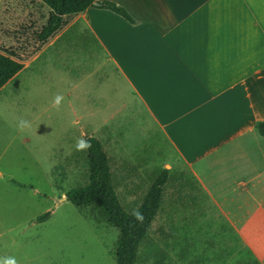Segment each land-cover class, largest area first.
Here are the masks:
<instances>
[{"label":"crops","instance_id":"crops-1","mask_svg":"<svg viewBox=\"0 0 264 264\" xmlns=\"http://www.w3.org/2000/svg\"><path fill=\"white\" fill-rule=\"evenodd\" d=\"M96 1L115 2L134 24L90 7L64 17L70 23L48 39L68 47L72 40L61 36L70 29L76 41L84 31L90 36L93 64L76 89L85 80L93 86L90 101L77 99V136L85 130L103 149L105 143L111 175L110 152L133 169L139 151L156 142L162 152L156 164L169 181L174 169L186 170L264 264V0ZM63 53L77 68L86 60L81 50ZM35 60L22 63L12 80ZM76 139L66 138L65 149ZM127 168L123 174H135ZM131 179L126 185L134 188Z\"/></svg>","mask_w":264,"mask_h":264},{"label":"rangeland","instance_id":"rangeland-1","mask_svg":"<svg viewBox=\"0 0 264 264\" xmlns=\"http://www.w3.org/2000/svg\"><path fill=\"white\" fill-rule=\"evenodd\" d=\"M48 10L40 0H0V51L11 53L23 64L36 59L30 70L0 90V264L10 260L15 264H115L118 230L95 209L78 208L65 197L68 190L87 183L83 142L89 134L84 130L82 138L77 136L74 112L80 113L75 107L78 98L91 99L92 80L76 89L81 72L89 73L93 64L87 44L90 36L84 31L82 36L88 40L76 41L70 29L61 36L72 40L68 47L59 39L54 44L40 43L38 33ZM69 23L66 18L63 26ZM65 47L82 51L86 59L82 66L76 67L72 55L65 56ZM58 96L62 99L55 107ZM105 113L101 110L98 116L103 120ZM21 120L29 124L23 131L18 128ZM70 137L77 139L65 149L64 140ZM157 148L153 142L139 151L133 169L127 168L129 159L109 154L116 194L127 213L139 206L161 171L156 160L162 152ZM124 168L135 174H123ZM128 178L134 180V188L126 185ZM12 181L32 189L19 188ZM130 194L134 200H128ZM46 212L50 217L36 223ZM253 261L186 170L174 169L135 264Z\"/></svg>","mask_w":264,"mask_h":264},{"label":"trees","instance_id":"trees-1","mask_svg":"<svg viewBox=\"0 0 264 264\" xmlns=\"http://www.w3.org/2000/svg\"><path fill=\"white\" fill-rule=\"evenodd\" d=\"M48 6L49 14L45 25L38 33L40 43H45L53 37L64 25V17L77 15L90 7L108 10L130 24H134L128 12L112 1L96 0H40ZM23 64L11 53L0 51V90L10 82L21 70ZM259 133L264 137V124L259 127ZM83 146L86 150L87 183L84 186L72 188L65 193L66 201L78 208L91 207L95 209L102 220L116 228L119 232L115 245V264H135L140 244L160 209L164 186L169 181L168 170H162L153 181L141 204L131 213H127L116 194L107 155L98 139L85 137ZM19 188H30L15 181ZM143 216L140 221L134 213ZM50 217L46 212L35 219L42 223ZM253 264H259L255 259Z\"/></svg>","mask_w":264,"mask_h":264},{"label":"clouds","instance_id":"clouds-1","mask_svg":"<svg viewBox=\"0 0 264 264\" xmlns=\"http://www.w3.org/2000/svg\"><path fill=\"white\" fill-rule=\"evenodd\" d=\"M61 99H62V98L59 97V96L56 98V100H55V104H54L55 107H58V106H59V104H60V100H61ZM27 127H29V124H28L27 121L21 120V121L19 122V124H18V128H19V130H21V131H23V130H24L25 128H27ZM134 215L136 216V218H137L138 220H140V221L143 220V216H142V214L139 213L138 211H137L136 213H134ZM5 264H15V261H14V260L6 261Z\"/></svg>","mask_w":264,"mask_h":264}]
</instances>
